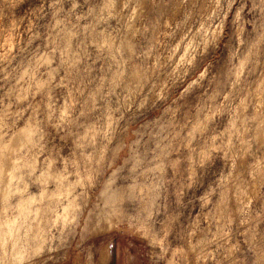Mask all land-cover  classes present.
<instances>
[{
    "label": "rangeland",
    "instance_id": "1",
    "mask_svg": "<svg viewBox=\"0 0 264 264\" xmlns=\"http://www.w3.org/2000/svg\"><path fill=\"white\" fill-rule=\"evenodd\" d=\"M0 233V264H264V0H0Z\"/></svg>",
    "mask_w": 264,
    "mask_h": 264
},
{
    "label": "bare ground",
    "instance_id": "2",
    "mask_svg": "<svg viewBox=\"0 0 264 264\" xmlns=\"http://www.w3.org/2000/svg\"><path fill=\"white\" fill-rule=\"evenodd\" d=\"M30 198H26V199H22V200H19V202L17 203L18 204V209H21V211L23 212H25L26 213V210L28 209L27 207H26V203L28 202V200H29ZM32 200V199H31ZM30 200V201H31ZM32 202V201H31ZM30 203V202H29ZM28 205V204H27ZM71 205V201H68V203L65 205V206H62V211H63V214H64V216H65V214H66V212H67V210H68V208H69V206ZM28 212H30V211H28ZM24 214V213H23ZM63 214L61 215V216H63ZM25 215V214H24ZM14 219V218H13ZM7 220V219H6ZM13 221L14 220H12V222L10 221V220H8V221H6L5 223H4V225H5V230H6V228L8 227L9 229H8V231H9V234L10 233H12V229H13V225H15V221H14V223H13ZM19 225V224H18ZM7 226V227H6ZM12 227V228H11ZM19 227V226H18ZM20 228V227H19ZM14 229H15V227H14ZM17 229V228H16ZM20 230V229H19ZM7 231V230H6ZM17 231V230H16ZM15 232V231H14ZM2 233H4V231L2 232ZM6 233V232H5ZM18 233H20V232H18ZM1 234V233H0ZM8 234V235H9ZM17 234V233H16ZM12 235V239H15V238H17V237H15L14 235V233L13 234H10V236ZM3 236V235H2ZM5 236V235H4ZM6 237V236H5ZM14 237V238H13ZM20 237V236H19ZM4 239V238H3ZM7 240H8V238H6ZM11 239V240H12ZM5 241V240H4ZM4 241H2V244H3V242ZM13 241V240H12ZM15 242H17V241H13L12 243H13V245L11 246L12 248H15L14 246H15ZM10 247V248H11ZM15 250V249H14ZM20 251V250H19ZM19 251H17V252H19ZM14 252V251H13ZM12 252V253H13ZM16 252V251H15ZM20 253V252H19ZM21 254V253H20ZM18 255V254H17ZM22 255V254H21ZM15 256H16V254H15ZM20 255H18V257H19ZM21 259H23L22 257H21ZM103 260H105L104 258H103ZM18 261V260H17Z\"/></svg>",
    "mask_w": 264,
    "mask_h": 264
}]
</instances>
